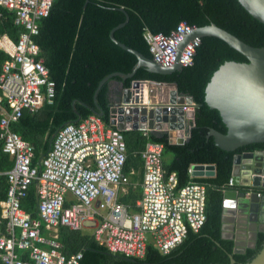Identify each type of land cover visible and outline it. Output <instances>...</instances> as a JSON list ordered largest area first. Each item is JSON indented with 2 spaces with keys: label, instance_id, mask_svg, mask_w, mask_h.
I'll use <instances>...</instances> for the list:
<instances>
[{
  "label": "trees",
  "instance_id": "obj_1",
  "mask_svg": "<svg viewBox=\"0 0 264 264\" xmlns=\"http://www.w3.org/2000/svg\"><path fill=\"white\" fill-rule=\"evenodd\" d=\"M119 6L129 17L114 30V36L147 56H151V52L143 37L144 27L169 32L180 20L198 26L215 22L252 45H264V22L253 16L239 0H53L48 14L38 21L39 32L34 35L40 45L39 56L48 68L49 77L54 80L53 101L44 102L35 110L24 109L11 124L33 144L32 163H38L49 148L59 126L94 113L91 109L96 107L94 92L104 75L114 70L128 72L135 63V54L114 42L109 35L110 29L125 19L124 10ZM21 29L22 26L14 22V11L0 5V33L6 32L16 39ZM6 56L0 49V70ZM224 59L246 60V57L222 38L204 35L196 46L191 64L169 73L152 72L139 66L132 77L124 80L125 83L135 78L176 82L180 93L192 95L194 123L188 140L171 142L167 131L151 132L150 138L163 142L164 173L176 171L178 186L189 180L206 185V219L202 226L196 231L189 228L186 236L168 252L159 251L149 242L144 255L129 256L110 251L90 232L58 224L56 237L65 254L81 249L80 264H229L231 252L233 264H243L257 253L264 242V230L257 232L255 246H248L243 252H233V239L222 238L220 234L223 190L248 187L229 183L233 155L244 150H264V141L227 150L218 146L211 135L205 140L209 127L226 131L219 110L204 100L205 85ZM109 85L110 79L104 81L96 95L97 103L104 111L101 118L105 124H110ZM121 131L126 144L124 169L130 176L126 191L119 199L134 209L135 200L142 191L141 150L145 137L138 128ZM195 162H211L215 172L190 177L188 166ZM12 165L13 157L2 149L0 140V200L5 198L8 186L5 171ZM254 188L264 192V186ZM37 202L36 184L32 181L21 205L32 216H38ZM3 226L0 221V230ZM45 230L42 223L41 231Z\"/></svg>",
  "mask_w": 264,
  "mask_h": 264
},
{
  "label": "built area",
  "instance_id": "obj_2",
  "mask_svg": "<svg viewBox=\"0 0 264 264\" xmlns=\"http://www.w3.org/2000/svg\"><path fill=\"white\" fill-rule=\"evenodd\" d=\"M52 2L0 0V5L14 11V22L22 26L16 39L0 33V49L7 54L0 70V140L2 149L13 157V165L5 171L6 196L0 200V221L4 223L0 264H80L82 250L65 254L56 234L41 232L42 223L49 228L58 224L74 229L88 227L99 244L129 256L144 255L149 242L168 252L189 228L196 231L204 223L206 185L189 180L178 186L176 171L165 175L163 142L150 138L151 128L138 126L145 137L142 191L131 209L119 199L120 189L129 182L122 129L105 124L96 113L77 122L67 121L57 128L38 163H32L33 144L11 127L24 109L35 110L54 98V80L34 38L39 32L38 21L48 14ZM195 27L185 20L178 21L169 32L144 27L143 37L153 60L166 66L175 61L191 64L201 36L192 35L180 49L179 44ZM143 92V103L149 106L157 101L149 96L147 85ZM182 108L192 109L194 102H185ZM195 163L188 166L190 177L196 176L192 168ZM202 170L198 176H207L205 163ZM212 170L215 172V166ZM32 181L36 184L38 216L21 205ZM252 189L248 186L245 191Z\"/></svg>",
  "mask_w": 264,
  "mask_h": 264
},
{
  "label": "water",
  "instance_id": "obj_3",
  "mask_svg": "<svg viewBox=\"0 0 264 264\" xmlns=\"http://www.w3.org/2000/svg\"><path fill=\"white\" fill-rule=\"evenodd\" d=\"M243 6L256 18L264 22V0H239ZM124 10L125 19L114 25L109 35L121 47L132 52L136 61L128 72L114 70L104 75L98 82L94 92L96 107H91L94 113L103 115L104 111L97 103L96 95L104 83L110 79L109 85V123L119 129L148 126L152 132L167 131L171 142L188 140L193 125L194 108L183 110L182 104L193 102L190 94L180 93L176 82L171 84L166 99L157 100L152 105L143 103L145 93L141 87L143 80L132 79L139 66H145L149 71L169 73L181 68L182 64L175 61L171 65H163L153 60L138 49L127 45L114 36V30L128 20V12ZM194 34L215 35L225 40L230 46L241 52L246 60L227 59L213 71L205 85L204 100L213 108H217L226 126V131L209 127L206 134L212 136L214 142L227 150H232L250 142L264 141V45H252L236 34L219 26L215 22L196 25L195 30L185 35L179 44V49ZM117 76L119 78H113ZM113 81V82H112ZM112 83H116L113 85ZM113 92L116 93L113 96ZM204 163L192 165L195 175H202ZM211 162L205 163L207 175H212ZM231 181L233 185L264 186V150L254 149L236 152L232 159ZM228 223L238 233H245L246 240H239L234 234H226L224 228ZM264 230V194L258 195L256 189L246 193L245 189L225 188L222 194V212L220 234L222 238L233 239V252H243L248 246H255L257 232ZM230 262L234 257L229 252ZM213 264H220L215 262ZM243 264H264V242L257 253Z\"/></svg>",
  "mask_w": 264,
  "mask_h": 264
},
{
  "label": "crops",
  "instance_id": "obj_4",
  "mask_svg": "<svg viewBox=\"0 0 264 264\" xmlns=\"http://www.w3.org/2000/svg\"><path fill=\"white\" fill-rule=\"evenodd\" d=\"M143 81H145V84L147 85V89H148L149 96L152 99H154V100H163V99H166L167 98V95H168V93L170 91V88L172 86L171 84H167V83H165L163 81H155V80H150V79L143 80ZM112 84L115 85V87H116V83H112ZM112 95L115 96L116 93L113 92ZM131 172H133V169H131ZM140 186H141V182H140ZM125 191H126V185H125L124 189H120L119 196H120V194H122ZM68 198H71V195L70 194H68ZM137 198H139V197H137ZM228 224H230V225H228L227 227L224 228V232L226 234L231 233V234H234V236H236L239 240H246L247 237H246L245 233H238V232H236L235 229L232 227L231 223H228ZM81 230L91 233V229L88 228V227H84ZM42 233H44L46 235H54V234L57 235V227L56 226L50 227V228L49 227H46V230L43 231Z\"/></svg>",
  "mask_w": 264,
  "mask_h": 264
},
{
  "label": "bare ground",
  "instance_id": "obj_5",
  "mask_svg": "<svg viewBox=\"0 0 264 264\" xmlns=\"http://www.w3.org/2000/svg\"><path fill=\"white\" fill-rule=\"evenodd\" d=\"M141 86H143L142 89L145 90L146 84H142Z\"/></svg>",
  "mask_w": 264,
  "mask_h": 264
},
{
  "label": "flooded vegetation",
  "instance_id": "obj_6",
  "mask_svg": "<svg viewBox=\"0 0 264 264\" xmlns=\"http://www.w3.org/2000/svg\"><path fill=\"white\" fill-rule=\"evenodd\" d=\"M245 151V150H244ZM240 189H242L241 187H240ZM253 189H255L254 187H253Z\"/></svg>",
  "mask_w": 264,
  "mask_h": 264
}]
</instances>
